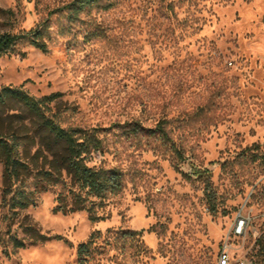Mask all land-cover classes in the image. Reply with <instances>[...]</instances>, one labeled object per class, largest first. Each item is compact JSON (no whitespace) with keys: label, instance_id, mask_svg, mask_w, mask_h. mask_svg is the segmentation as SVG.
<instances>
[{"label":"rangeland","instance_id":"rangeland-1","mask_svg":"<svg viewBox=\"0 0 264 264\" xmlns=\"http://www.w3.org/2000/svg\"><path fill=\"white\" fill-rule=\"evenodd\" d=\"M71 1L0 0V33L48 23L46 52L0 57V87L61 92L62 125L101 140L86 163L119 167L122 188L96 221L36 193L10 233L0 205V264H78L91 233L84 264H264V0H91L70 18ZM30 225L58 237L33 242Z\"/></svg>","mask_w":264,"mask_h":264},{"label":"trees","instance_id":"trees-1","mask_svg":"<svg viewBox=\"0 0 264 264\" xmlns=\"http://www.w3.org/2000/svg\"><path fill=\"white\" fill-rule=\"evenodd\" d=\"M91 0H72L65 7L69 17L87 6ZM48 23L43 21L18 33H0V57L14 50L18 41H25L46 52L45 37ZM61 92L35 97L22 86L0 87V161L2 163V189L0 205L5 208L6 232L18 209L35 201L36 193L56 187L53 211L70 213L85 210L91 221L103 219L98 213L109 193L122 188V170L117 166H89L85 157L100 150L101 140L95 131L78 126L62 125L59 106ZM161 126H157L165 135ZM131 130L136 132L137 127ZM32 148L34 150L32 151ZM177 153L180 151L177 150ZM40 165L32 172L34 162ZM32 175V176H31ZM30 177L31 180H30ZM32 241H44L58 235L47 236L30 225ZM139 233L138 231H132ZM93 234L76 246L78 264H84ZM12 246L23 247L25 242L11 235ZM264 263V262H263Z\"/></svg>","mask_w":264,"mask_h":264},{"label":"built area","instance_id":"built-area-1","mask_svg":"<svg viewBox=\"0 0 264 264\" xmlns=\"http://www.w3.org/2000/svg\"><path fill=\"white\" fill-rule=\"evenodd\" d=\"M247 217L239 214L237 216L236 222L232 227V232L234 234L242 233L245 225L247 224ZM216 264H255L254 261L250 258L239 257L237 259H232L229 253L225 250H222L219 253Z\"/></svg>","mask_w":264,"mask_h":264}]
</instances>
